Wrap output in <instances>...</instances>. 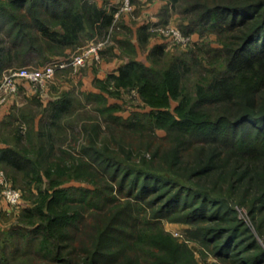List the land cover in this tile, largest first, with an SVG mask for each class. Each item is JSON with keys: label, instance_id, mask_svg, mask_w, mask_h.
Masks as SVG:
<instances>
[{"label": "rangeland", "instance_id": "obj_1", "mask_svg": "<svg viewBox=\"0 0 264 264\" xmlns=\"http://www.w3.org/2000/svg\"><path fill=\"white\" fill-rule=\"evenodd\" d=\"M80 1L85 13L92 5L114 12L110 27L97 32L87 23L77 43L64 49L42 43L39 49L31 50L24 57L15 56L2 73L47 66L59 58L80 55L100 41L106 42L99 55L90 58L83 67L57 71L42 88L25 82L17 93L9 95L0 105L3 115L1 137L7 145L16 146L33 160L26 170H16L0 162V172L14 189L22 192L20 204H9L0 185V264L39 262V258L22 257L21 251L15 252L12 246L17 237L12 233L17 227L34 229L42 220L48 222L39 216L27 218L24 210L44 204V210L53 213V208L49 209L47 205L55 197L57 187H68L70 198L87 197L86 202L73 204L82 206L84 231L62 243L70 246L72 254L80 244L98 240L102 233L98 230L118 216L122 238L129 239L125 234H133L131 241L139 238L147 251H154L156 256L164 258L163 264H240L238 260L219 255V239L205 234L214 221L189 220L183 210L161 215L162 204L157 202L158 197L166 196L177 187L162 185L159 193H146L136 199L134 195L131 197L132 178L122 190L109 175L118 171L106 167L103 160L146 165L151 170L170 172L184 179L183 171L167 165L163 154L178 149L183 163L195 159L200 149L186 134L185 126L188 122H199L203 117L202 110L199 112L197 107L201 88L217 70L226 68L237 46L235 34L220 31L209 23L195 26L192 21L196 19L195 15L185 12L194 0H182L177 6L167 0H154L151 5L148 0L143 3L130 0L131 8L125 7L124 0ZM212 1L207 3L213 4ZM143 26H148L149 42L137 43L136 51L131 53V47L123 43L138 38ZM53 29L63 31L60 26L54 25ZM173 30L188 41H181ZM26 31L37 34V31ZM157 43L163 44L164 52L150 58L151 48ZM24 50L27 51V47ZM131 55L157 72L158 81L150 83L147 89L143 90L139 81L132 84L108 82L109 75L119 73V65ZM240 86V93H243L246 83ZM67 95L73 100L71 107L53 124L50 102ZM241 131L229 129L228 136L227 132L224 136L231 141L236 136L243 137ZM91 149L101 152L102 158L96 159ZM223 150V158L232 157L230 152ZM118 173L120 180L124 170ZM192 184L195 189H206L226 201L225 208L231 209V213L227 214L225 224L236 225L240 221L243 228H247L242 233L243 247L247 245L246 254L264 250V206L255 213L250 212L251 206L258 204L260 193H256L257 190L248 188L246 183L240 187L227 179H217V176L208 179L201 175ZM241 191H245L249 203L244 204ZM257 224H263V232L258 230ZM122 243H127L130 249L134 246L126 241ZM127 244L119 248L126 249ZM22 246L24 250L25 242ZM68 250L66 247L62 256L68 257ZM134 252L140 255L141 261H146L142 264L158 261L145 255L140 247Z\"/></svg>", "mask_w": 264, "mask_h": 264}, {"label": "trees", "instance_id": "obj_2", "mask_svg": "<svg viewBox=\"0 0 264 264\" xmlns=\"http://www.w3.org/2000/svg\"><path fill=\"white\" fill-rule=\"evenodd\" d=\"M3 1L0 0V79L9 61L12 62L15 56L24 57L26 53L28 55L31 50L42 46V43L53 47L61 46L64 49L65 46L69 47L79 41L87 23L97 32H101L109 28L114 20V12L97 5L90 6V11L85 13L81 10L80 0H10L9 3ZM167 1L174 6L182 2ZM208 1L194 0L185 8V12L195 15L196 19L192 20L195 26L209 23L220 31L232 32L235 34L237 46L232 51L226 68L217 70L206 86L201 88L197 107L200 108L199 112L202 110L203 117L199 122H188L185 126L186 134L200 149L195 159L183 163L178 149L163 154L167 165L183 171L184 179L170 172L151 170L146 165L110 162L107 158L103 160L106 161V167L115 168L114 172L124 170L120 180L118 172L109 174L111 180L119 183L122 190L126 189L132 178L129 185L132 190L131 197L134 195L136 199H141L146 193H159L162 185L177 187V190L166 196L158 197L157 202L162 204L159 210L161 215L183 210L189 220H212L215 224L207 227L205 234L219 239V255L232 261L238 260L240 264H264L263 249L255 254H246L247 245L243 247L245 244L242 233L247 228L244 229L240 221L236 225L225 224L227 214L231 213V209L225 208L226 201L215 197L206 189H195L192 184V181L201 175L208 179L214 176H217V179H227L229 183L239 184L240 187L246 183L248 188L260 193L258 204L251 206L250 212L255 213L264 206V0H213V4H208ZM53 20L55 21L52 23ZM54 25L60 26L63 31L53 29ZM25 29L37 31V34L31 35ZM147 31L148 26L140 28L137 43L149 42L150 35ZM131 41L129 39L123 44L131 47V53H134L137 48ZM26 47L27 51L24 50ZM163 52V44L157 43L151 48L150 58ZM182 63L185 64L183 61ZM156 73L147 63L131 55V58L120 66L119 73L109 75L108 82L132 84L139 81L144 90L150 83L158 81ZM242 83H246V86L243 88L244 92L240 93ZM72 102L68 95L51 100L53 124L69 111ZM210 114L215 118H211ZM229 129L232 132L242 130L244 135L240 138L236 136L230 141L227 137ZM226 132L227 136H224ZM225 143L227 145H224ZM222 150L230 152L232 157L223 158ZM93 152L96 159L102 158L101 152ZM32 161L16 146L0 147V162H4L8 167L26 170ZM67 188H55V197L47 205L49 209L53 208V213L45 211L44 204L39 208H25L24 215L27 218L39 216L48 222L42 220L34 229H14L15 233L12 235L17 239L13 240L12 247L15 252L21 251L20 256L39 258L36 264H142L146 261H141L140 255L134 252L140 247L145 255L158 259L155 264L164 263V258L156 256L154 251H147L139 238H133L131 241L133 234H125L129 239L122 238L123 230L118 227V216L98 230V233L102 232L98 240L85 242L78 247L75 244L76 249L72 254L70 246L62 243L84 231L82 206L73 204L84 203L87 197L70 198ZM241 195L244 204L249 203L245 191H241ZM257 228L263 232V224H257ZM122 241L131 243L133 248L130 249V246ZM123 244L128 247L120 249ZM66 247L69 248L66 253L68 257L62 256Z\"/></svg>", "mask_w": 264, "mask_h": 264}, {"label": "built area", "instance_id": "obj_3", "mask_svg": "<svg viewBox=\"0 0 264 264\" xmlns=\"http://www.w3.org/2000/svg\"><path fill=\"white\" fill-rule=\"evenodd\" d=\"M124 5L126 8H131L130 0H124ZM158 30L164 31L163 28H159ZM173 32L181 41H188L185 37L183 38L178 31L173 30ZM105 43V41H100L98 44L91 46L80 55L71 58H59L47 66L39 68H21L4 73L0 83V105L8 100L9 95L17 93L20 86L25 82H29L34 87L42 88L45 87L47 82L56 75L57 71L66 68L78 69L83 67L90 58L99 55V52L104 48ZM0 185L9 204H20L22 192L14 189L10 185L3 172H0Z\"/></svg>", "mask_w": 264, "mask_h": 264}, {"label": "crops", "instance_id": "obj_4", "mask_svg": "<svg viewBox=\"0 0 264 264\" xmlns=\"http://www.w3.org/2000/svg\"><path fill=\"white\" fill-rule=\"evenodd\" d=\"M141 3H143L144 1H146V0H139ZM154 0H148V3H149V5H151V3L153 2ZM139 28V27H138ZM137 28V29H138ZM137 31V30H136ZM136 36H137V34H135ZM135 44H137V38H134L133 40H132ZM123 64V63H122ZM121 64V65H122ZM121 65H119V66H121ZM28 84V83H27ZM2 113V112H1ZM3 114V113H2ZM3 120V115H1L0 114V126L2 125V123L1 122H3L2 121ZM1 130V129H0ZM5 146H7V144H6V142H5V140L1 137V135H0V147H5Z\"/></svg>", "mask_w": 264, "mask_h": 264}]
</instances>
